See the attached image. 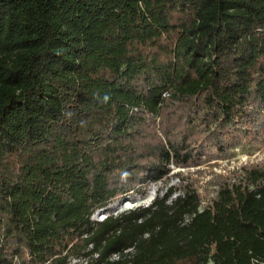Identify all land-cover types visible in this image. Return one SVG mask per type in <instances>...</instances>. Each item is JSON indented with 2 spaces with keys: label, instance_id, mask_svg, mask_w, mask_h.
Segmentation results:
<instances>
[{
  "label": "trees",
  "instance_id": "16d2710c",
  "mask_svg": "<svg viewBox=\"0 0 264 264\" xmlns=\"http://www.w3.org/2000/svg\"><path fill=\"white\" fill-rule=\"evenodd\" d=\"M260 134L264 0H0V264H264V159L92 218Z\"/></svg>",
  "mask_w": 264,
  "mask_h": 264
},
{
  "label": "rangeland",
  "instance_id": "374dc122",
  "mask_svg": "<svg viewBox=\"0 0 264 264\" xmlns=\"http://www.w3.org/2000/svg\"><path fill=\"white\" fill-rule=\"evenodd\" d=\"M195 164L189 166L172 165L170 176L164 180L150 182L130 191L125 197L107 204L93 214V219H102L109 213L142 204L147 205L152 198L177 181L178 173L191 181L203 198V203L215 194L218 183L228 174H234L242 167L258 165L264 159V134L241 138L226 150L219 152L208 147ZM75 260H72L74 263Z\"/></svg>",
  "mask_w": 264,
  "mask_h": 264
}]
</instances>
